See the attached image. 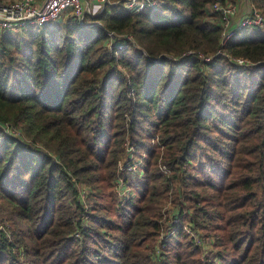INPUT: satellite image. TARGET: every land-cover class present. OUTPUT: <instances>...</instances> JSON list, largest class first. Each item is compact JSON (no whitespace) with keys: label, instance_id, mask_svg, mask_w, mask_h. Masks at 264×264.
Wrapping results in <instances>:
<instances>
[{"label":"trees","instance_id":"16d2710c","mask_svg":"<svg viewBox=\"0 0 264 264\" xmlns=\"http://www.w3.org/2000/svg\"><path fill=\"white\" fill-rule=\"evenodd\" d=\"M122 2L0 31V264H264V26Z\"/></svg>","mask_w":264,"mask_h":264},{"label":"built area","instance_id":"2783aa9c","mask_svg":"<svg viewBox=\"0 0 264 264\" xmlns=\"http://www.w3.org/2000/svg\"><path fill=\"white\" fill-rule=\"evenodd\" d=\"M244 1L241 7L232 2H215L212 5V11L220 17L222 43L229 40L238 29L249 25L264 26V16L248 0ZM105 3L107 0H0V31L17 32L28 27L39 28L54 23L66 13L74 19L82 20L85 9L99 6L102 10ZM122 3L125 8L138 12L146 7H155L157 0H123ZM107 34L111 39L114 37L111 32ZM198 57L203 59L202 55ZM204 60L209 61V58ZM233 62L239 66L251 65L242 58L233 59ZM196 241L199 242L198 238Z\"/></svg>","mask_w":264,"mask_h":264},{"label":"rangeland","instance_id":"374dc122","mask_svg":"<svg viewBox=\"0 0 264 264\" xmlns=\"http://www.w3.org/2000/svg\"><path fill=\"white\" fill-rule=\"evenodd\" d=\"M101 8L99 9V6H95V8H93V7H90V9H85V14H84V16L82 17V20L81 19H75V20H77V21H79L80 23H83V22H85V23H87L86 25L87 26H89V25H92V22L91 21H85V16H94V15H96V14H98V13H100L101 11ZM69 16H71L69 13H66V14H64V15H62L58 20H57V22H60V23H62V22H64ZM72 17V16H71ZM81 20V21H80ZM56 22V21H55ZM54 22V23H55ZM50 24H53V23H50ZM33 29L34 28H36V27H32ZM25 29H27V28H25ZM23 30V29H22ZM22 30H20V31H17V32H21ZM13 33H16V32H13ZM124 192H127V189L126 190H124ZM168 208H171V209H173V205L172 204H170V201H169V199L167 200V199H165L164 201H162V203H161V205H160V209H161V211H168ZM166 214V216H167V213H165ZM172 214V212L171 213H169V217H170V215ZM1 216H7V214L6 213H0V217ZM169 217H168V219H169ZM171 222H172V220L171 221H168V223H170V225H172L171 224ZM200 243H202V241H200ZM204 244L206 243V246L207 247H209V249H210V244L208 245V243H209V241H205V242H203Z\"/></svg>","mask_w":264,"mask_h":264}]
</instances>
